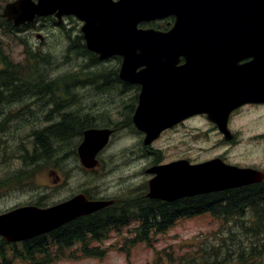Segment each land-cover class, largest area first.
<instances>
[{
    "label": "rangeland",
    "instance_id": "1",
    "mask_svg": "<svg viewBox=\"0 0 264 264\" xmlns=\"http://www.w3.org/2000/svg\"><path fill=\"white\" fill-rule=\"evenodd\" d=\"M80 25L78 20L70 21L71 37L79 33ZM40 34L43 35L42 39L34 34L28 36L29 38L19 39L13 34H8L7 30L2 32L0 30V59H8L17 66L16 71L23 78L22 82H19L21 97L17 100L11 98L14 97L16 88L14 86L17 83L11 82L10 86L8 84L4 86L3 98H7V101L5 99L0 105L2 114H17L10 123L8 118V123L0 129V182L5 177V182L0 183V193L5 191L7 195V198L0 200V210L9 208L17 201L31 200L33 202L41 192H47L42 196L45 201L50 197L48 203L58 199L57 197L63 198L70 193L83 190L99 196L127 194L138 185L142 187L143 182L147 180L149 175L144 169L152 168L153 160L157 157L155 152L151 153L153 149L160 150L162 162L186 157L194 162H201L221 154L226 155L233 162L264 168V107L259 109L247 107L241 110L240 114L233 116L229 123V128L236 134V141L233 144L219 143L218 135L211 129L208 121L205 118L196 117L186 121L185 126L161 133L152 142V149L148 147L149 145L144 146L141 137L137 134L125 132L126 134L113 135L99 155V158H102L101 165L91 171L83 168L79 156L74 155V148L77 152L80 137L71 135L64 139L63 143L53 141L51 145L49 144L53 150L59 146L63 147V150L54 156L59 158L52 157L50 161L35 167L24 168L25 163L22 162L20 165L16 155L18 152L22 155L31 152L29 134L33 127L41 128L47 124L56 126L62 121L64 134H70L69 132L74 129L70 127V122L59 119V116L62 117L65 114H60L57 118H55L56 114H53L51 122L47 119L46 113L53 104L48 101L47 96L42 94L43 90L39 92L38 89L34 90L28 85V80L31 84L39 83L37 72H42V82H54L55 78L63 76L66 83L65 79L69 80L67 73L78 76L77 83L70 88L71 93L75 95L74 102L67 108H63L61 112L73 113L70 114L72 119L75 118L78 123L80 121L88 123L90 125L87 126L88 128L102 127L100 123L104 125L109 120L118 121L119 114H122L120 111H127V106L133 103V96L129 90L122 92V88L112 89L105 83L104 74L116 65L117 60L114 57H108L102 60L101 64H96L90 61V56L82 53L77 45L68 50L71 41L63 36L61 30H55L49 35L44 32ZM73 42L77 44L79 40L74 39ZM33 52L38 53L36 60ZM74 77H71L70 81ZM117 89L120 90L117 91ZM46 93L49 97L56 95L55 89L46 90ZM57 95L62 96V91H58ZM39 96L44 98L37 102ZM40 103H44L45 106L40 107ZM26 104L28 106H24ZM18 117L21 118V125L16 129L15 120H18ZM68 146L72 149L70 150ZM3 151L7 154L6 162L2 160ZM64 151H67L68 157L63 159L61 155ZM23 168L26 172L22 170ZM17 170H21L25 177L17 175ZM11 174L16 177L10 178ZM57 176L60 178L56 179ZM53 179L57 181L53 188H50L53 185ZM220 227V222L209 214L183 219L165 232L155 234L151 245L128 244L129 255L122 252L128 243L125 239L128 233L123 228L121 231L110 232L109 237L100 242L89 243L88 247L103 250L100 256L79 255V244H74L65 249L64 256L57 262L49 264H158L159 260L164 263L167 261L166 251H172L177 256L190 252L204 241L206 243L220 241L224 231L223 227L222 229ZM14 264L25 263L16 261Z\"/></svg>",
    "mask_w": 264,
    "mask_h": 264
},
{
    "label": "water",
    "instance_id": "2",
    "mask_svg": "<svg viewBox=\"0 0 264 264\" xmlns=\"http://www.w3.org/2000/svg\"><path fill=\"white\" fill-rule=\"evenodd\" d=\"M56 11L58 17L64 13L71 14L84 22L80 30L86 47L97 53L100 59L112 55L122 57L120 78L130 79L129 75L136 66L146 64L147 68L135 79V82L141 84V90L132 116L134 126L145 136V144L157 138L164 129L194 113H207V118L225 126L228 114H209L223 102L208 82V69L212 62L208 43L210 32L220 31L226 25H230L231 30L261 31V57L264 56V0H37L36 3L31 0H15L6 5L3 15L19 24L31 21L35 15ZM168 15H174L175 22L166 32L138 26L141 22ZM180 56L184 57V65L179 71L181 79L177 77L173 82L166 80L164 75L171 68L170 63H176ZM219 62L223 61L215 60V64L218 65ZM260 62L258 71L263 82L264 96V59ZM230 70L232 73V69ZM246 77L244 79L248 82ZM238 86L244 89V80ZM233 87L230 82L231 90ZM192 91L197 95L191 97ZM176 92L182 95L178 96V101L162 99H172ZM150 94H158L161 101H147L155 97L149 96ZM185 97H190L192 107H181ZM244 97H248L247 94ZM240 101L242 103L249 100ZM167 103L172 105L168 108ZM166 111L169 114L163 113ZM109 134V130L84 131L78 146V154L84 167L93 168L96 165L95 155L105 146ZM148 172L155 173L148 182V195L167 201L241 186L264 177L259 171L228 165L220 159L194 165L177 161L151 168ZM190 181L194 182L193 186L187 188ZM106 203L88 201L84 195H76L44 209L33 206L17 208L0 215V234L9 241L23 240L47 232L80 215L94 212Z\"/></svg>",
    "mask_w": 264,
    "mask_h": 264
},
{
    "label": "trees",
    "instance_id": "3",
    "mask_svg": "<svg viewBox=\"0 0 264 264\" xmlns=\"http://www.w3.org/2000/svg\"><path fill=\"white\" fill-rule=\"evenodd\" d=\"M73 43L76 44V42ZM80 49L82 53L90 56V61H97V56L86 50L85 47L82 46ZM2 63L5 64V68L0 70V87L1 81L4 82V86L7 84L10 86L11 82H17L14 86L16 87L14 89V97H11L17 100L22 94L19 82H22L23 78L18 75L16 70L9 69L16 66L8 59H3ZM37 74V79L40 80L39 83L31 84L30 80H28V85L34 90L38 89L39 92L43 90L42 94L47 96L48 101L53 104V107L46 113L47 119L51 122L53 114H56L55 118L60 114H65L62 117L59 116V119L62 118L61 120L64 119L65 122H70V127H74V129L69 132L70 134H64L62 121L56 126L50 124L41 128L33 127L29 134L31 152H26L22 155V160L25 163L24 168H27V166L35 167L38 164L50 161L52 155L63 150L62 146L56 147L54 150L51 149V146H49L51 142L58 143L60 141L63 143V140H66L69 135L76 138L80 137L83 130L90 126L88 123L81 121V123H78L75 118L72 119L70 114L73 113L71 112H61L63 108H67L74 102L75 95L71 93L70 88L78 81L76 74L67 73L66 76H68L69 80L65 79L66 83H64L63 76L55 78L54 82H42V72L39 71ZM71 77H74L72 79L73 82H71L72 80L70 81ZM109 87L112 86L110 85ZM53 89H55L56 95L58 91H62V96L49 97L46 90ZM44 96H39L36 101L40 102ZM1 97L3 98L0 91V99ZM5 99L7 101V98H3V100ZM48 101L46 100V103ZM39 105L40 107L45 106L44 103ZM68 147H70V150L72 149L71 146ZM74 155L76 156L75 148ZM24 168L22 169L23 171H25ZM20 175L25 177L21 170ZM263 186L255 185V187H247L246 189L244 187L241 191L237 190V192H230L225 195L221 192L207 193L193 199L184 198L179 204L175 205H165L161 201L151 202L149 213H138L132 210L129 204L125 205L119 212H109L104 215L96 212L85 216V218L73 220L68 224L66 232H58V238L56 239L60 240V243H55L48 235H40L32 240L23 242L20 246L6 248L0 245V264H14L16 259H20L25 264L53 263L64 256L65 249L79 242V250L82 256H100L103 250L97 247L90 248L88 247L89 243L102 241L107 238L112 230H119L121 226L127 225L129 219L133 217L142 219L140 226L135 228L134 231L136 235L144 239L148 233L152 237L153 233L165 232L171 227L173 221L202 214H209L220 222V228L222 229L223 227L222 230H224L219 239L220 241L216 243L213 241L206 243L204 241L190 252L177 256L172 251H166L165 257H167V261L162 263L159 260L158 264H264ZM144 206L145 204L141 202L137 208H143ZM127 208L130 213L123 211ZM63 241L64 243L62 244Z\"/></svg>",
    "mask_w": 264,
    "mask_h": 264
},
{
    "label": "flooded vegetation",
    "instance_id": "4",
    "mask_svg": "<svg viewBox=\"0 0 264 264\" xmlns=\"http://www.w3.org/2000/svg\"><path fill=\"white\" fill-rule=\"evenodd\" d=\"M14 1L15 0H0V30H1V32L3 30H7L8 34H13L15 37H18L19 39H21L23 37L29 38L28 36H32L33 34L37 38L42 39L43 35H41L40 32H44L45 34L49 35V34H53L55 32V30H61L63 36L66 37L67 40L70 39V41H71L72 45L69 44L68 50H70L71 47L76 46V44L72 43V40H74V39L79 40V42L77 43V47L81 48L83 46V47H85L86 50H88L86 48L83 33L80 30V27H81L83 21L78 20L74 15L64 13L60 17H58L56 15V13H57V11H56L54 13L46 14V15H35L31 21H25L24 23L15 24L14 20L12 18L9 19L7 16L3 15V11L6 7V5L9 3H12ZM31 1L36 3L37 0H31ZM9 16H11V14H9ZM71 20L72 21L78 20L81 23V25L79 27V33L75 34L72 37H71L72 31H71V27H70V21ZM174 21H175V16L170 15V16L165 17V18L160 19V20H154V21H150L147 23H142L139 26L141 28L151 27L152 29H156L159 31L166 32V30H168L173 25ZM229 27H230V25H226L224 29H221L220 31L219 30L212 31L208 34V37H209L208 43H209V48H210V51L212 54V62H211L210 67L208 69V82H210V85L212 86L214 91L223 100V102H220L222 107L218 106V108H215V110L210 112L209 114H228V116L226 118V122H224L225 126H223L221 123L218 124L215 120L207 118V116H206L207 113H194V115H191V116L183 119L182 121H179L178 123L172 125L171 127L164 129L161 133L165 132L166 130H172V129H175L177 127L185 126V122L192 119V118L202 117L208 121V123L211 125V129L218 135V138L220 141L219 143L233 144L236 141V134H235V132H233L229 128V123H230V120L233 118V116L235 114H240L241 110H243L247 107H251L254 109H259L261 107H264V96H263V92H262L263 91L262 90V83L263 82H261L262 78H260V75H259L260 71H258L259 67L261 66L260 61L262 59V62H263V59H264V56H263V58L261 57L263 55V53H262L263 48H262V41L259 39L260 37L262 39L263 34L261 31H257V30H231V28L229 29ZM26 49H28V48H26ZM214 53L219 54V55L215 56ZM231 53H232V55H231ZM93 54L96 55L95 53H93ZM37 55H38V53L33 52V56L35 57V60L37 59L36 58ZM112 57H114L117 60L116 65L113 66L111 69H109L104 74L105 79H106L105 83L108 86L111 85L112 89L122 88V92H125L126 89L129 90L133 96L132 97L133 103H131V105H128L127 111H125V112L120 111V113H122V114H119V120L118 121L112 122L111 120H109L104 125L103 124L101 125V123H100V126H102V127H99V128L98 127H89V128H96L99 130H109L110 139L113 137V135H117L120 133H124V134L128 133V134H133V135L137 134L141 137L142 144H144V146L149 145L148 147L150 149H152L151 148L152 143H149V144L144 143L143 133L141 131H139L134 126V124L132 122V116H133L134 111L137 107L138 96H139V93L141 90V84L135 82V79L141 76L140 74L147 68V66H146V64H142V65L140 64V65L136 66L133 69V71H131V74H130L131 76L129 75V78L131 80L130 79L124 80V79L120 78V72H119L120 67H121L122 57L119 55H114ZM216 59H219L220 61H223V62H219V64L217 65V64H215ZM95 63L101 64L102 60H99L97 57V61ZM0 65H1L0 70H3L5 68V64L2 63V61H1ZM183 65H184V57H182V56H180L178 58V61L176 63H170L171 68L169 70L171 72H174L173 73L174 77H178V78L181 77L179 71L182 69ZM16 68H17V66L13 67V68H9V69L10 70H16ZM230 69H232V73H231ZM145 75H146V73H145ZM181 75H182V73H181ZM257 76H258V78H257ZM244 77L248 78V82L245 81ZM133 78H134V80H132ZM179 79H181V78H179ZM242 80H244V83L246 85L245 88L243 87L244 89H240L238 86L239 83H242ZM230 82H232L234 85L232 90L230 88ZM3 90H4V82L1 81L0 91H1L2 96L5 95ZM119 90L120 89H117V91H119ZM193 90H195V89H193ZM196 91H198V90L196 89ZM184 93H185V91H184ZM244 94H247L248 97H244ZM196 95L197 94H195V91L191 92V97H194ZM189 98L190 97H188V99ZM242 99H247L249 101H244V102L240 103L241 102L240 100H242ZM3 102H4V100L1 97L0 105H2ZM220 109H222V110H220ZM16 115L17 114H2V112L0 111V129L4 128L5 125L8 123V121H7L8 118H9V123H10L15 119ZM15 125H16L15 126L16 129H18L20 127V125H21V118L20 117H18V120L17 119L15 120ZM47 125H50V124H47ZM140 137H139V140H140ZM103 150H104V148L98 154V161H99L98 166H100L101 162H102V158H99V155L102 153ZM153 150L154 151H152V152L150 151V152L151 153L155 152L157 157H156V159L153 160L154 165L151 166L152 168L157 166V165H161V164H165V163H169V162H173V161H186L189 165H194V163H197V162L190 160L189 157L179 158L177 160H172L169 162H162L163 159H162V156L159 152L160 150L159 149H153ZM56 154L57 153L52 155L51 158L54 157ZM6 156H7L6 152L3 151L2 160L4 162H6V159H5ZM61 156L63 159L68 157L66 154V151H64ZM54 158H59V156L54 157ZM214 158H218L222 162L229 164V165H234V166L242 167V168H251L255 171H260V172L264 173V168H260L259 166H254V165L248 166L245 164H241L240 162L230 161L226 155L220 154V155H217V156L210 158V159H214ZM16 159L19 161V163L21 165V163H22L21 152H18V154L16 155ZM149 169H151V168H145L144 169V171L149 176H147V180H145V182H143V186L141 187V185H138V187L132 188L130 190V192L127 194H123V195L112 194V195H100V196L95 195L94 198H91L87 192L79 191V192H75V193H70L63 198L57 197L58 199L52 200L50 203L47 202L50 197L47 198L46 201H45V199H43V197H40V198L35 199L33 202L31 200L30 201H27V200L17 201V202H15V204H12L9 208H4L3 210H0V215H4V214L8 213L9 211H11L12 209L17 208V207L35 206L38 208H45L48 206H54L58 203L67 201L68 199L72 198L74 195H79V194H83L85 196V198H87L89 200L98 199V200H104L106 202H109V203H107L106 206H104L103 208H101L98 211V213L100 215H104L106 213L115 212V211L119 212L120 209H122L125 205H128V204L130 205L132 210H135L138 213H141V212L149 213L151 202H156V201L160 202L161 201L165 205H167V204H174L175 205V204H179V202L184 198L193 199L195 197L197 198L200 195H205L207 193H212V192H221L222 194L225 195V194H228L230 192H235V191L237 192V190L241 191V189L244 187L246 189L247 187H255V185H257V186H263L264 185V178H263L260 181H254V183H249L248 185H244V186H236V187L228 188V189L221 190V191H211V192L201 193L198 195H192V196H187V197L175 199L172 201H165V200H161L159 198L150 197L148 195V193L150 192L148 181L150 180V178L153 175L151 172H148ZM17 172H18L17 175L20 176V171L17 170ZM12 176H14V174L9 175L10 178ZM14 177H16V176H14ZM59 178L60 177L57 176L56 179H59ZM56 181H54V179H53V185L50 186V188H53V186L56 184ZM1 182H5V177L1 180ZM57 183H59V182H57ZM49 190H51V189H49ZM51 191H53V190H51ZM45 193H47V192H44V194ZM5 194H6L5 191H1L0 200L3 198H7V195H5ZM127 201H129V202H127ZM141 202H143L145 204V206L143 208H137ZM123 211L130 213L128 208L124 209ZM173 212H176V211H173ZM120 214H121V212H120ZM77 218H85V216H81V217H77ZM74 220H76V219H74ZM180 220L173 221L171 227L176 225L177 222ZM72 221H68L66 223H63L62 225H59V226L51 229L50 231H48L46 233H42V234L44 236L48 235L49 238L52 239L55 243H60V240L56 239V238H58L57 237L58 232H60V231L66 232L67 228L69 226L68 224ZM141 221H142V219H140V217H133V218H131L130 223L132 224V226L134 228H137L141 224ZM130 223H128L127 226H129ZM37 236H39V235H37ZM37 236H33L30 238L24 239L20 242L18 241V243L14 244V242L8 241L4 235H0V245H3L6 248H10L13 246H19L23 242L28 241V240H32V239L36 238ZM138 239H140V238L138 237ZM63 243H64V241L62 242V244Z\"/></svg>",
    "mask_w": 264,
    "mask_h": 264
},
{
    "label": "bare ground",
    "instance_id": "5",
    "mask_svg": "<svg viewBox=\"0 0 264 264\" xmlns=\"http://www.w3.org/2000/svg\"><path fill=\"white\" fill-rule=\"evenodd\" d=\"M173 73L174 72H171V71H168V72H166V74L164 75V77L166 78V80H169V81H172V80H176V78L177 77H174V75H173ZM145 77V76H144ZM143 77V78H144ZM173 82V81H172ZM153 83V82H152ZM151 83V84H152ZM166 83V82H165ZM148 84V83H147ZM173 84V83H172ZM171 84V85H172ZM182 84V83H181ZM150 85V84H149ZM180 85V84H179ZM164 88V87H163ZM173 88V87H172ZM175 88V87H174ZM168 89V88H167ZM174 91H176V90H174ZM173 91V92H174ZM167 91H165V93H166ZM159 94H162V93H160L159 92ZM167 95H169V94H167ZM179 95H181V94H179L178 92H176L174 95H172L173 96V98L172 99H169V97H165V98H162L161 96V98L162 99H164V101H178L179 99ZM149 96H155L154 98H149L147 101H153V102H157V101H161V99L159 98V95L158 94H156V95H149ZM182 96V95H181ZM180 96V97H181ZM184 97V96H183ZM183 100V105L181 106V107H185L186 108V106H190L191 105V107H192V102L189 100V99H187L186 97L184 98V99H182ZM181 100V101H182ZM160 104V103H159ZM172 104H166V107H170ZM190 107V108H191ZM21 111V110H20ZM168 111H166V112H163L164 114H169V113H167ZM170 112V111H169ZM173 114V113H172ZM156 167V166H155ZM155 167H153V168H155ZM172 171V170H171ZM192 183H194V182H192ZM191 183V181H190V184H188V187L187 188H190V187H192L193 186V184ZM187 184V183H186ZM186 184H185V186H186ZM195 185V184H194ZM195 187V186H194ZM185 189V190H188V189ZM192 190V189H191ZM48 207H51V206H48ZM48 207H45V208H48ZM25 219V218H24Z\"/></svg>",
    "mask_w": 264,
    "mask_h": 264
}]
</instances>
